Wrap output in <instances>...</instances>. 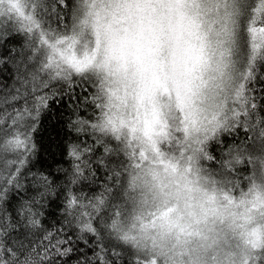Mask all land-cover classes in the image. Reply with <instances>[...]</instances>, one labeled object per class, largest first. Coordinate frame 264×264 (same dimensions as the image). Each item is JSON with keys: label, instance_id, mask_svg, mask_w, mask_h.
Returning <instances> with one entry per match:
<instances>
[{"label": "snow or ice", "instance_id": "1", "mask_svg": "<svg viewBox=\"0 0 264 264\" xmlns=\"http://www.w3.org/2000/svg\"><path fill=\"white\" fill-rule=\"evenodd\" d=\"M8 63L0 264H264V0H0ZM64 99L68 179L33 174L40 198L12 204ZM93 163L103 190L86 196L72 185ZM57 189L46 226L34 205Z\"/></svg>", "mask_w": 264, "mask_h": 264}, {"label": "trees", "instance_id": "2", "mask_svg": "<svg viewBox=\"0 0 264 264\" xmlns=\"http://www.w3.org/2000/svg\"><path fill=\"white\" fill-rule=\"evenodd\" d=\"M63 11H67L64 9ZM69 18L66 17V22ZM55 26V23L53 24ZM24 43L23 36H15L9 41V47H15L17 52L22 50ZM15 55V54H14ZM15 79V69L11 63L0 65V87L7 85L12 86ZM67 99L59 100V102H52L51 107L42 113L38 130L34 134V141L36 144V153L32 159L29 168L31 172L26 179L22 181L25 184V191L19 193H11V203L16 204L17 201L23 197L26 200H31L33 197H39V192L43 189H38L32 185L36 183L33 174H52V178L56 179L58 184L66 183L68 176L65 170L71 171L70 158L65 154L66 146L69 142H75L77 137L74 131L68 127L69 118L76 120L77 117L72 115ZM85 117L87 113H82ZM250 135V134H249ZM229 142L239 143L240 140L246 139L243 130L238 132V138L228 137ZM103 149H97L96 155H101ZM93 170H96V175L91 176L85 172L87 179H81L79 183L72 185L78 193L84 195L97 194L103 190L105 172L103 169H97L95 163L92 165ZM64 199V192L62 189H57L54 193H45L41 199V203L34 205V209H38L44 213L42 217L43 223L46 226L56 224L59 227V221L62 217V201Z\"/></svg>", "mask_w": 264, "mask_h": 264}]
</instances>
